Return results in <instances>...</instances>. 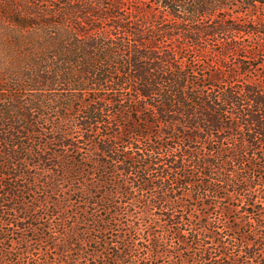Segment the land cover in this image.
Returning <instances> with one entry per match:
<instances>
[{
    "label": "trees",
    "instance_id": "obj_1",
    "mask_svg": "<svg viewBox=\"0 0 264 264\" xmlns=\"http://www.w3.org/2000/svg\"><path fill=\"white\" fill-rule=\"evenodd\" d=\"M12 3L65 38L0 96V264H264V0Z\"/></svg>",
    "mask_w": 264,
    "mask_h": 264
},
{
    "label": "rangeland",
    "instance_id": "obj_2",
    "mask_svg": "<svg viewBox=\"0 0 264 264\" xmlns=\"http://www.w3.org/2000/svg\"><path fill=\"white\" fill-rule=\"evenodd\" d=\"M19 1L20 0H13V3H12L13 9L16 8L17 3ZM17 8L19 9L21 8V6H18ZM236 11H237L236 8L230 9V11L227 12L228 14H220V16L224 15V17H226L228 15H236L237 14ZM241 18L243 21L245 20L250 21V23L252 24L253 23L264 24V3L256 7L248 15H241ZM44 23L45 22L43 20H40V23L35 27H28V28L20 29L19 31L21 30L22 31L16 32L15 34L16 37L12 39L10 37V33H8V30H10V28L7 26V20H4V18L0 16V75L3 74L2 75L3 78L0 79V96L3 93H8V94L10 93V92L4 91V88H3L5 83L6 84L8 83L7 76H11L15 73H20V72L25 71L24 66H22L21 64H24V61L27 58H33L34 56H40V58H42L44 57L43 56L44 53L48 55L49 52L53 50V47L56 46V42L58 41V39L65 38L62 34H56L55 37L50 38L47 35V32L49 33L51 31L56 32L57 30L55 28H51L49 24L50 21L49 23H47L48 26H45ZM259 29L260 28L257 25L255 30L250 35L237 33L236 39L239 40L241 44L244 45V47L246 48L255 46L257 49L260 50L259 51L261 55L260 57H262L264 55V35H261L259 33ZM58 31L61 33L62 28L60 27ZM228 35L230 36L231 34H228ZM18 39H20V43H21L20 46L15 44ZM8 40L9 41L12 40L11 43ZM215 43H216L215 46L212 45L211 48H213L214 50L218 52H221L219 56H221L222 58L223 53H226L225 51L226 46L221 44L220 41L218 42V40ZM245 54L246 52H239V55L241 56ZM224 57H226L228 60H232L233 58V56L230 55V53H227ZM38 62H41L43 64V62L40 60H38ZM48 66H50V64ZM256 73L257 72L253 71V74H256ZM23 84L27 86L26 83H23ZM194 191L195 189L190 190L189 193H191L192 196L188 197L187 199L196 205L198 204V202H195L193 198H197V195H196L197 192H194ZM221 205L224 206V203H221ZM198 209H201V207L198 206ZM234 217L231 218V221H234ZM158 264H166V263L165 261H163V262H158Z\"/></svg>",
    "mask_w": 264,
    "mask_h": 264
}]
</instances>
